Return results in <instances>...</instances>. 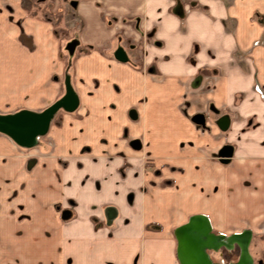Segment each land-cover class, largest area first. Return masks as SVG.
<instances>
[{"label":"crops","instance_id":"crops-1","mask_svg":"<svg viewBox=\"0 0 264 264\" xmlns=\"http://www.w3.org/2000/svg\"><path fill=\"white\" fill-rule=\"evenodd\" d=\"M70 1L35 0L43 9L30 13L22 0H0V115L40 112L67 88L75 98L30 146L0 132V264H179L169 229L195 214L225 237L249 231L248 248L255 239L261 252L264 143L244 134L228 145L225 114L206 116L204 127L190 117L204 102L232 103L233 88L264 89V0H74L71 10ZM50 183L62 191L40 194ZM117 183L136 184L156 216L133 208L120 214L127 223L92 221L117 205ZM22 195L30 203L18 209ZM66 196L80 208L62 221L48 205ZM166 198L192 209L161 222Z\"/></svg>","mask_w":264,"mask_h":264},{"label":"rangeland","instance_id":"rangeland-1","mask_svg":"<svg viewBox=\"0 0 264 264\" xmlns=\"http://www.w3.org/2000/svg\"><path fill=\"white\" fill-rule=\"evenodd\" d=\"M35 0H30L28 3L29 7H27L28 12L32 13V11H36V9L39 11L41 9H43L42 7H34V2ZM67 6L70 8L71 10V4H67ZM68 8V10H69ZM69 10V11H70ZM40 12V11H39ZM47 13H50L49 11ZM51 16L53 19H57L58 18V12L55 10H53L51 12ZM205 90V89H204ZM231 91H236L238 98H234V101L232 103H228V104H211V103H207L204 102V104H199L198 109L201 110L202 114L204 115V118L206 116H209L214 118L216 117V115L218 114H225V116L229 119V125L227 128V131L225 133V135H228L229 138V142L227 143L232 144V145H236L238 143H240L242 140V137L244 134H253L252 136L255 137V141L256 143H264V134H259V131H264V89L259 88L257 86L255 87H249V88H244V89H231ZM197 99V98H196ZM190 105H187V108H189ZM65 110V109H64ZM200 112V111H199ZM59 114H55L53 115V118H51V121H54ZM204 127V126H203ZM261 133V132H260ZM249 137V136H247ZM139 141V140H138ZM243 142V141H242ZM138 143V142H136ZM42 144V143H41ZM26 147V146H23ZM137 154H139L138 159H139V165H141L142 167L144 166L145 162L147 161L143 154L137 152ZM31 157V156H29ZM29 159V158H28ZM145 161V162H144ZM29 160L27 161V163L29 164ZM140 177V180L137 181V186L139 187L138 190H140L139 192H143V190L147 191V186H145V184H143V180H144V176L143 178H141L140 175L135 174V178ZM48 178L46 176H42L41 183H46ZM120 180V183H123ZM140 182V183H139ZM32 183L33 182H29V184L27 183V188L31 189L32 187ZM117 183L115 184L114 187H112V190H119V192H117V194L115 195L117 198V205H102L99 209L100 215L99 213L97 215H93L91 216V220L94 221L97 224H105L107 226H111L112 224L116 223L117 220L120 218L122 219L123 223H127L129 222V218H127L126 216H120L121 213L125 214V213H129V209H141V212L143 213L144 217H152V216H156L155 214V210L156 209H149L150 211L145 210L149 205H152V203H149L151 201H149L147 198L145 199V197H137V192L134 191L136 184H131V185H125V184H120ZM164 183V182H163ZM161 183V185L163 184ZM168 183V182H166ZM50 185L44 184L43 186L38 188V191L40 192V194H45L47 196H51L50 192H54V191H58L61 192L62 188L60 187V184L58 183H50ZM170 184V183H169ZM125 186V191L122 188L123 186ZM169 186V185H168ZM25 189V185L21 184V192L22 190ZM49 192V193H48ZM58 193H56L55 195H57ZM56 197V196H55ZM58 197V196H57ZM56 197V198H57ZM173 197V195H172ZM63 200L60 199H56L54 201H52L50 203V205H48V207H52L53 209L57 210V212L59 213V218L62 221H68V220H72L73 218H75V212L77 213V209L80 208V205L77 201V199H75L74 197H63ZM16 200V199H15ZM15 200H4L2 207H10V205L14 206L13 202ZM17 201V200H16ZM19 201L18 203H20L18 205V209H21V207L23 208L22 205H24L25 203L27 205H29L30 200L27 199V197H25L24 195L19 197ZM187 203V202H186ZM7 204V205H5ZM188 204V203H187ZM11 206V207H12ZM32 206V205H31ZM31 206L30 209H31ZM82 207H84V205H81ZM0 207H1V203H0ZM91 207H96L94 205H92ZM171 207H173L171 209ZM33 208V206H32ZM168 208V209H167ZM144 209V211H143ZM167 209V210H165ZM192 209L191 204L185 205L183 203H173L169 198L166 199H162L160 201V213H161V217L159 220H161V222L165 221V222H169L170 220H176V219H180V217L182 216V214H185V212H187L188 210ZM28 210L27 209L25 212H20L18 218H26L28 215ZM154 210V211H153ZM25 213V214H24ZM163 213L165 214V217L163 215ZM170 214H172V216H170ZM21 215V216H20ZM186 222V221H185ZM177 224V223H176ZM152 225H157L154 222H146V226H152ZM173 230L174 229H169V233H168V238L172 239V234H173ZM170 236V237H169ZM259 244V241L253 239L251 246L248 248V253L250 256H252L253 258H262L264 260V249L261 250V252L259 250H257V245ZM225 248H220L218 251V254L214 251H208L209 257L211 258V260L215 263H217L215 260L218 259V256L222 258H224L225 260V256L228 255V253H230V251H226L224 250ZM238 249V248H237ZM218 256H217V255ZM232 254L234 255V251H232ZM262 255V256H261ZM233 258V259H232ZM230 259H232V261H234L236 258L232 257ZM260 258V259H261Z\"/></svg>","mask_w":264,"mask_h":264},{"label":"water","instance_id":"water-1","mask_svg":"<svg viewBox=\"0 0 264 264\" xmlns=\"http://www.w3.org/2000/svg\"><path fill=\"white\" fill-rule=\"evenodd\" d=\"M115 57L123 60V53L119 49ZM75 104V98L70 89H66V94L61 99L53 102L40 112L20 110L15 113L0 115V132L9 136L14 142L22 146H30L35 138L45 133L53 113L58 108L70 110ZM191 122L204 126V115L195 113L190 117ZM224 147L219 151V160L227 162L231 148ZM199 236V249L196 256L191 258L186 255L185 243L188 238ZM176 242L175 255L179 264H218L211 260L208 251H218L221 247L231 249L233 245L238 248V255L234 261L224 264H252L251 256L248 253V242L250 233L243 230L239 233H231L225 237L223 234H216L211 231L207 218L200 214L191 215L186 222L177 226L173 230ZM187 256V258L185 257Z\"/></svg>","mask_w":264,"mask_h":264},{"label":"bare ground","instance_id":"bare-ground-1","mask_svg":"<svg viewBox=\"0 0 264 264\" xmlns=\"http://www.w3.org/2000/svg\"><path fill=\"white\" fill-rule=\"evenodd\" d=\"M200 234H196L195 237H189L188 238V242H186L185 244V252L186 255L189 256V258H191V256H193V254L196 256V251L198 253V249H199V236ZM187 256H185L187 258ZM198 264V263H196Z\"/></svg>","mask_w":264,"mask_h":264},{"label":"trees","instance_id":"trees-1","mask_svg":"<svg viewBox=\"0 0 264 264\" xmlns=\"http://www.w3.org/2000/svg\"><path fill=\"white\" fill-rule=\"evenodd\" d=\"M30 0H22V4H23V6H27V7H29V4L30 3H28ZM32 13H34V11H32ZM232 251H234V255L232 254ZM237 255H238V249H237V247H234L231 251H230V253H228V255H226L225 256V260L226 261H232V257H237ZM230 258H232V259H230Z\"/></svg>","mask_w":264,"mask_h":264},{"label":"flooded vegetation","instance_id":"flooded-vegetation-1","mask_svg":"<svg viewBox=\"0 0 264 264\" xmlns=\"http://www.w3.org/2000/svg\"><path fill=\"white\" fill-rule=\"evenodd\" d=\"M69 4H71V6H72V5L74 4V0H71ZM58 109H59V108H58ZM58 109H57V110H58ZM57 110H56V111H57ZM56 111H55V112H56ZM55 112H54V113H55ZM54 113H53V115H54ZM53 115H52V117H53ZM52 117H51V118H52ZM50 120H51V119H50ZM49 122H50V121H49ZM38 137H39V136H38ZM38 137L35 138V141H36V139H37ZM35 141H34V143H35ZM34 143H33V144H34ZM227 146H228V145H224L221 149H223L224 147L228 148ZM234 247H237V246H236V245H233V247H232L230 250H232ZM230 250H229V251H230Z\"/></svg>","mask_w":264,"mask_h":264}]
</instances>
